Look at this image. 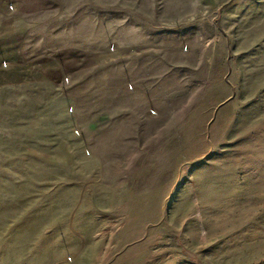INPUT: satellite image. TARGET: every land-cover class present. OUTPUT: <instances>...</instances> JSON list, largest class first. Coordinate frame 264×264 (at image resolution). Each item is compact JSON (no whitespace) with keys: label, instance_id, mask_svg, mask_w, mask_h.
Listing matches in <instances>:
<instances>
[{"label":"rangeland","instance_id":"obj_1","mask_svg":"<svg viewBox=\"0 0 264 264\" xmlns=\"http://www.w3.org/2000/svg\"><path fill=\"white\" fill-rule=\"evenodd\" d=\"M0 264H264V0H0Z\"/></svg>","mask_w":264,"mask_h":264}]
</instances>
